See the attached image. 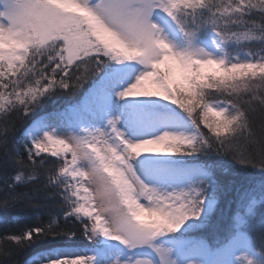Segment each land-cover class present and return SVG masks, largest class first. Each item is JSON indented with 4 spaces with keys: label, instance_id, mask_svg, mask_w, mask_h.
<instances>
[{
    "label": "snow or ice",
    "instance_id": "obj_1",
    "mask_svg": "<svg viewBox=\"0 0 264 264\" xmlns=\"http://www.w3.org/2000/svg\"><path fill=\"white\" fill-rule=\"evenodd\" d=\"M57 97L75 99L41 110ZM0 159L5 207L29 182L63 202L17 247L81 234L151 253L134 264H264V0H0Z\"/></svg>",
    "mask_w": 264,
    "mask_h": 264
},
{
    "label": "trees",
    "instance_id": "obj_2",
    "mask_svg": "<svg viewBox=\"0 0 264 264\" xmlns=\"http://www.w3.org/2000/svg\"><path fill=\"white\" fill-rule=\"evenodd\" d=\"M252 50H258L257 45H251ZM233 55L243 56L244 52L240 48L232 50ZM247 51V49H245ZM259 75H257L258 77ZM75 98L69 97H57L55 101H49L44 104L42 111L50 110L52 107L63 106L65 104L73 103ZM39 114V110L38 113ZM11 123V122H9ZM261 120L257 113L255 119V125L258 129L260 127ZM21 124L16 122V132L14 133V139L16 148L20 149L21 154L24 152L25 138L22 133ZM207 132V129H204ZM220 158L212 157L213 162L218 161ZM197 163L205 162V158L201 157L196 160ZM225 163L229 166L230 172L233 173L232 180L236 184H245L258 179V168L247 169L242 168L241 165L231 161V158H225ZM5 174L14 179L13 165L11 161L7 164L0 159V177ZM46 179V178H45ZM11 182V181H10ZM3 187V181L0 180V188ZM40 189V191H37ZM17 191L28 192L32 194L31 201H24L23 203H17L15 206H4L5 195L3 191H0V264H28V262L36 255L41 253H47L53 250L76 247L83 249L95 248V245L99 244V240H89L85 236L78 234L76 236H52L36 239L31 245H25L24 247H17L16 241L11 239L12 236L21 235L31 227H37L40 225L47 226L50 220L59 218L63 211L62 200L58 196L49 195L48 191L43 189V184L36 185L34 182H29L28 186H18ZM60 226L69 231L76 230L78 233L82 231V226H79L78 221L65 222L61 216L59 220ZM254 258L255 254H253Z\"/></svg>",
    "mask_w": 264,
    "mask_h": 264
},
{
    "label": "rangeland",
    "instance_id": "obj_3",
    "mask_svg": "<svg viewBox=\"0 0 264 264\" xmlns=\"http://www.w3.org/2000/svg\"><path fill=\"white\" fill-rule=\"evenodd\" d=\"M244 56V55H243ZM241 56V57H243ZM205 71H218L217 69L210 68L205 69ZM179 70L174 69L175 78H179ZM259 75V74H257ZM145 87L149 91H157L154 85L146 82ZM158 104H163L162 101H156ZM169 108H175V106L169 105ZM177 113H179V109H175ZM190 163H197L196 161H192L189 158ZM99 240V244L95 245V248L92 249H83L76 247H68L53 250L47 253H41L32 258L28 264H50V262H54L61 258L66 257H75V256H89L94 257V264H134L137 259L150 257L151 253L148 250H131L126 248L124 245L120 244L117 241L107 240L103 236H99L96 241Z\"/></svg>",
    "mask_w": 264,
    "mask_h": 264
}]
</instances>
